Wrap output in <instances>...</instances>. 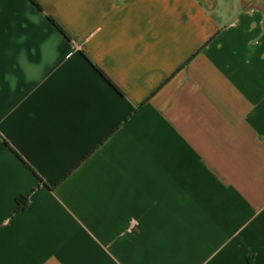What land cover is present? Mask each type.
I'll list each match as a JSON object with an SVG mask.
<instances>
[{
    "label": "crops",
    "instance_id": "crops-1",
    "mask_svg": "<svg viewBox=\"0 0 264 264\" xmlns=\"http://www.w3.org/2000/svg\"><path fill=\"white\" fill-rule=\"evenodd\" d=\"M36 1L0 0V264H264V10Z\"/></svg>",
    "mask_w": 264,
    "mask_h": 264
},
{
    "label": "trees",
    "instance_id": "trees-1",
    "mask_svg": "<svg viewBox=\"0 0 264 264\" xmlns=\"http://www.w3.org/2000/svg\"><path fill=\"white\" fill-rule=\"evenodd\" d=\"M32 1V3L37 6L38 8H41L40 4L36 1V0H30ZM50 21L56 26V28L58 30H60L63 34L66 35V33L64 32V30L62 29V27L52 18V17H49ZM94 68L101 74V76L114 88L116 89L118 92L119 89L118 87L113 83V81L107 77V75L97 66V65H94ZM28 202H29V194H20V195H17L15 197V208H14V211H13V214L15 213H18L20 211H23L27 208L28 206Z\"/></svg>",
    "mask_w": 264,
    "mask_h": 264
},
{
    "label": "rangeland",
    "instance_id": "rangeland-1",
    "mask_svg": "<svg viewBox=\"0 0 264 264\" xmlns=\"http://www.w3.org/2000/svg\"><path fill=\"white\" fill-rule=\"evenodd\" d=\"M240 0H217L218 6L220 10H222L223 13L226 15H230V17L236 16V9L234 6L239 3ZM243 6H249V5H257L258 7L262 8L264 10V0H242ZM217 12V9H216Z\"/></svg>",
    "mask_w": 264,
    "mask_h": 264
}]
</instances>
